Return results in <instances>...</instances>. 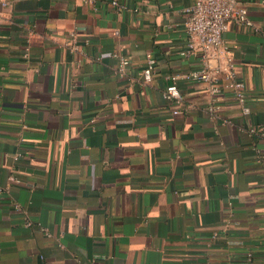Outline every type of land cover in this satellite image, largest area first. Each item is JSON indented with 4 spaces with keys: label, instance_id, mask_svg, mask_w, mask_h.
Returning a JSON list of instances; mask_svg holds the SVG:
<instances>
[{
    "label": "crops",
    "instance_id": "obj_1",
    "mask_svg": "<svg viewBox=\"0 0 264 264\" xmlns=\"http://www.w3.org/2000/svg\"><path fill=\"white\" fill-rule=\"evenodd\" d=\"M113 1L0 0V264H264V0L223 34L250 111L214 120L195 0Z\"/></svg>",
    "mask_w": 264,
    "mask_h": 264
},
{
    "label": "built area",
    "instance_id": "obj_2",
    "mask_svg": "<svg viewBox=\"0 0 264 264\" xmlns=\"http://www.w3.org/2000/svg\"><path fill=\"white\" fill-rule=\"evenodd\" d=\"M113 4L119 11L124 8L117 0H114ZM3 5H6V3H3ZM187 15L185 26L189 41L187 48L182 51V54L201 53L202 66L200 69L190 73L189 77L207 85L208 91L212 96L207 106L211 119H216L219 101L224 99L227 91L233 93L243 113L247 114L250 111V108L246 105L247 86L233 71L234 60L229 55V48L224 42L223 34L229 29L232 22L240 26L254 27V23L249 17L248 9L241 6L239 0H195L193 5L187 9ZM223 55H226L224 65L220 68L213 67L210 63L211 60ZM146 61L147 65L142 73V84L152 79L155 60L151 53L147 55ZM128 65L129 60L125 57H120L117 66L119 75L126 74ZM222 73L225 75V80H222ZM163 97L174 104L172 109L174 115H180L187 111V108L183 107V96L175 81L166 85ZM251 132H254V128L251 129ZM20 156L21 153H17L14 156L15 160L20 159ZM261 175L264 179V167L261 169ZM8 182L9 185H19L22 180L14 172H11ZM14 207L16 210H21L20 205L17 203L14 204ZM25 223L27 226L31 225L29 219H26ZM248 260L252 264H260L254 260L251 253L248 254Z\"/></svg>",
    "mask_w": 264,
    "mask_h": 264
}]
</instances>
